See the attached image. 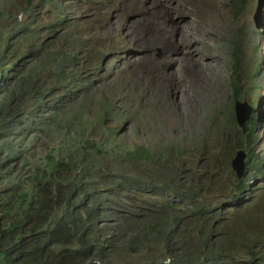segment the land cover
<instances>
[{"label": "trees", "instance_id": "obj_1", "mask_svg": "<svg viewBox=\"0 0 264 264\" xmlns=\"http://www.w3.org/2000/svg\"><path fill=\"white\" fill-rule=\"evenodd\" d=\"M241 39L238 36V54ZM46 47L44 52L39 48V58L27 54L19 61L13 74L18 85L3 92L0 88V192L8 188L2 189L3 184L17 187L16 209L0 207V215L9 221L0 225V264H247L243 258L252 252L246 241L252 239L240 230H228L223 204L249 190V180L233 174L224 182L214 172L200 169L183 183L171 161L172 149L119 147L115 129L104 125V110H112L115 103L96 95L104 112L97 121L102 129H92L95 122L87 111L94 96L88 88L93 80L85 75L77 79L66 45L55 52ZM28 56L33 59L32 71L25 72ZM240 60L233 67L234 102L241 97ZM234 102L229 129L238 149L244 148L249 136L254 138L258 115L249 119L247 130L240 129ZM42 133L55 142L47 153L38 154ZM13 153H20L15 163ZM176 154L183 153L176 150ZM105 158L112 165L105 167ZM212 160L205 169H212ZM22 181L27 186H21ZM94 183L107 186L103 197H95ZM218 188L235 192L210 195L208 200L207 194ZM224 195L229 200L222 199ZM121 200H132V206ZM113 202L115 216H96L98 209L114 207ZM109 219L114 223L99 224ZM258 237L252 246L264 248L263 237ZM221 251L225 261L219 262Z\"/></svg>", "mask_w": 264, "mask_h": 264}, {"label": "rangeland", "instance_id": "obj_2", "mask_svg": "<svg viewBox=\"0 0 264 264\" xmlns=\"http://www.w3.org/2000/svg\"><path fill=\"white\" fill-rule=\"evenodd\" d=\"M122 1L100 0L98 5L88 3V0H62L55 6V2L35 0L33 2H36L33 12L37 17L32 20L31 26L43 28L42 34L36 38L41 45L45 46V43L48 42L49 46L47 48L51 49L52 52L66 45L72 56L80 58L77 60V66L74 67L77 71V75H75L79 79L87 69L93 67L94 56L98 50L101 49L103 52L110 50L108 44L110 43L112 23L120 26L126 15L123 11L105 12V10L116 8ZM135 1L136 5L132 8V15H136L137 18L131 20L129 25L137 33L141 45H150L151 50L136 54L138 56L136 72H140L138 76H135L132 70V75L131 73L126 75L123 69L124 79L128 78L131 83L148 82L151 84L152 82H149V80L157 76V70L156 68L144 69L150 67V65L151 67L158 66L157 63L152 64L149 60L160 58L162 54L164 56L161 66L172 68L178 74V77L177 80L175 77H168L169 86L166 85L164 79L163 84L159 87L155 85L150 88L149 94L154 95V97L149 108L138 110L135 106H132V108H127L125 112H122V118L120 119H116L105 109L104 111L108 116L104 125L117 127V140L124 144H146L152 148H161L171 140L182 143L185 145L183 148L190 151L185 159L182 158L177 162L182 163L187 168V164L191 166L198 161V148L201 142L197 140L196 134L207 137L211 150H215L214 145L218 136L220 138L221 136H227L228 130H225L229 127L230 121L228 106L233 102L232 80L229 76H226L224 71L218 69L219 66L212 57L210 49L209 26L213 20L211 3L210 0ZM90 5L91 7L88 8ZM25 6V0H0V9H3L6 13L11 11L14 13L17 8L23 9ZM183 8H185L184 11ZM59 10L64 12L66 18L62 17ZM191 10H196L194 15ZM169 12H175L176 16H169ZM103 13L104 17H112H110L111 24L105 21L108 19L103 17ZM26 16L27 14L24 13V17ZM167 16H169L168 20H166ZM153 17L156 18L153 19ZM156 21L154 29H151L152 24ZM125 32L130 33L132 39L135 37L134 34L131 35L129 27L125 29ZM169 32L173 33L174 36H171ZM75 37H80V40L71 45L70 42L74 41ZM166 40L171 41H168L163 47L161 42ZM258 42L259 44L262 43V39H259ZM190 45L195 47L192 48L194 51L196 49L199 52V57L204 62V66L201 59L195 57L194 52L189 56V59L184 57L183 53L188 51ZM246 46L245 55L247 58H255L256 62L259 59L261 73L259 83L262 84V88L255 89L251 96L256 97L257 95L261 99L264 94L263 54L261 50L257 52L251 42H248ZM178 52L179 56H175ZM151 53L148 63L144 64L146 56ZM177 58L186 59L184 61L186 64L176 63L171 67L172 62ZM83 62L85 63L80 64ZM191 63L200 66V71L194 65L190 69ZM254 63L251 62L252 68L255 65ZM220 71L224 75H221ZM246 75L244 72L242 93L244 97H249L245 89V81L248 85L252 81L246 79ZM130 76H132V79ZM121 77H123V74ZM96 88L98 89L99 85ZM169 89L173 91H169ZM104 111L100 110L95 96L90 101L87 111L88 119L95 122L91 125L92 129H102L98 127L97 121L98 116ZM52 137L46 134L38 141V154L49 151V148L55 142ZM220 162L222 166H226L223 158H220ZM108 164L112 165V161L107 162V158H105L104 166L107 167ZM249 207L252 210L255 203ZM254 216L255 219L259 217L261 228H264V201L262 202V198L258 201ZM263 261L264 259L256 264H263Z\"/></svg>", "mask_w": 264, "mask_h": 264}, {"label": "clouds", "instance_id": "obj_3", "mask_svg": "<svg viewBox=\"0 0 264 264\" xmlns=\"http://www.w3.org/2000/svg\"><path fill=\"white\" fill-rule=\"evenodd\" d=\"M34 1L35 0H31L29 2L28 0H25V8H17L14 13L12 11L10 13H6L3 9H0V88L2 92L5 88H8V86L18 85L13 74L18 71L19 61L22 60V57L26 56L27 54H32L36 56V58H39V54H41L39 53V48H42L44 52L46 50L45 47L48 45L47 42L45 43V46H43L41 45L40 41L36 39L37 37H39V35L42 34L43 28L39 26H31L32 20L37 17V15H35L33 12V8L36 4V2L33 3ZM45 1H48L50 3L55 2V6H57V4L62 0ZM99 2L100 0H88V3L91 4H98ZM210 3L213 19L209 26V37L211 44L210 49L212 51V57L215 59L217 65L219 66L218 69L224 71L226 76H229L231 80L233 78L234 73L233 67L238 62L237 58L239 57L242 59L240 60V66L237 68L238 73H240L241 79V97L236 101L239 100L242 103H248L252 107V111L250 116L243 123V125H240L237 119L236 125L242 130H247L251 125L249 119H251L252 115H258L255 117L256 120L254 122V138L251 140L249 136L244 148L237 149L238 145L236 144V138H231L232 132L228 127L225 130H228L227 136H221V138L218 136L217 141L214 145L215 150H211L208 145L207 137H202L196 134L197 140L201 142V145L198 148V161L196 164L191 166L187 164L186 168L185 165L177 162L180 161L182 158L185 159V157L190 151L188 149H184L183 147L185 145H183L182 143L180 144L171 140L161 148H152L147 146L146 144H124L117 140V127H114L112 125H110V127L114 128L117 132L116 141L119 144V147L145 146L152 152H158L164 148H167L169 150L172 149L174 154L171 158V161L175 167L179 168V173H181L182 175L180 179L183 183H188L190 176L199 171L200 169L204 170V172L208 170L211 172V174L214 172L215 175L220 176L224 182H228L231 178H233V174L236 175L238 178L246 177L249 180V190L238 195L236 199L233 198V201L231 203L225 202L223 204V207L224 209H226L225 219L226 223L228 224V230H230L231 228L232 232L240 230L239 233L243 234L246 238L252 239L251 241H246V243L248 244L247 248L252 253L246 252L245 257L243 259L246 261L247 264H256L258 261H262L264 259V248L262 247V244L257 249L252 246L254 239H259L258 236L263 237L264 240V228H261L259 217L255 219L256 217L254 216L259 199L262 198V202L264 201V187H262V185H264V94L261 99L257 95L256 97L251 96L255 89L262 88V84L259 83V79H261V73L259 69L260 63L259 59L258 62H256L255 58H247V56L245 55V48L247 47V43L251 42L253 44V47L257 49V52L261 50L264 58V15L262 14L264 0H210ZM135 5V0H123L122 3L116 8H110L105 10V12H113L114 10L123 11L126 17L125 19H123L122 24L120 26H116L111 22L112 17H104L103 13V17L108 19L105 21L109 24L112 23L113 25L111 28V37L109 38L110 43L108 44L110 50H107L106 52H103L101 49L98 50L97 54L94 56L93 67L91 69H87V71L83 74V76L85 75L87 76V78H91L93 80L88 86V88L91 89V95H94L93 97H95L96 95L105 96L108 101L115 103L116 107L112 108V110H108V113H111L116 119L122 118V112H125L127 108H132V106H135L138 110H140L141 108H149L150 102H152L154 97V95L152 96V94H149L150 88L155 85L156 87H159L163 84L164 79L166 80V85L169 86L168 77H175L176 80L178 77V74L174 72L172 68H164L161 66V64L163 63L164 56L162 54L160 58L149 60L152 62V64L157 63L158 66L151 67L150 65V67H145L144 69L146 70L156 68L157 70V76L154 79L149 80V82H152L151 84H149L148 82L131 83L128 78L124 79L125 75L122 72L123 69L125 70L126 75H128L129 73H131L132 75V70L135 76H138L140 72H136L138 64V56L136 54L142 51L151 50L150 45H141L137 33H135L132 29V26L129 25L131 23V20L137 18L136 15H132V8L135 7ZM89 7H91V5L88 6V8ZM59 11L61 12L62 17L66 18L64 12L62 10ZM24 13L27 14L26 17H24ZM127 27L130 28L131 35H135L133 39L132 37H130V33L125 32V29ZM219 27H222L221 32L219 31ZM238 36L242 38L241 40L243 42H241L242 53L240 54H238ZM77 38L78 40H80V37ZM106 38L108 39V37ZM75 39L76 37L74 38V40ZM259 39H262V43L260 44L258 42ZM22 52H24L25 55H23ZM151 55L152 53L146 56L144 64L146 62L148 63V59H150ZM103 56L104 60L100 62V59L101 57L103 58ZM72 58L74 66L78 62L77 60L80 58H77L75 56H72ZM32 62L33 59H29V56L25 58V72L32 71ZM251 62H255L253 68ZM84 63L85 62L80 64ZM92 70H95L96 72L94 75L90 76V71ZM244 72L247 74L246 79L252 81L250 85H248L245 81V89L249 97H244V94L242 93V82L244 81ZM21 74H23V72H21ZM122 74L123 77H121ZM220 74L224 75L221 71ZM37 75L41 76L39 73H37ZM130 78L132 79V76H130ZM83 79H81V82H84ZM97 85H99L98 89L96 88ZM169 91L173 90L169 89ZM1 97L2 94H0V99ZM236 101L234 102L233 87L234 113ZM232 103L228 106L230 118L229 126L231 124L230 106L232 105ZM127 125L129 126V124ZM43 134L44 133L40 135L38 141L43 137ZM225 140V143L227 144L225 145V147H222L221 144L224 143ZM234 149L236 150L234 151ZM176 150H179L183 154L181 156H178L176 154ZM240 152H242L243 154L242 159L244 162V171L242 176H238L236 170L232 167L233 160L238 156ZM19 154L20 153H13V163L17 161V157ZM230 155L232 156V158L229 162H227L230 158ZM112 158L116 159L118 157ZM209 158H213L212 169H205V163L209 162ZM220 158L224 159L226 166H222ZM210 163L207 167L211 166ZM182 165L184 170L182 169ZM257 167H259L261 170H258ZM22 180H25V178L22 177ZM27 183L28 182L22 181L21 186L25 187L27 186ZM93 185L95 187V197H103L107 191V186L102 183H94ZM6 187L8 188L0 192V207L4 206L16 209L14 206L16 204V198L13 194V191H15L17 187L11 184L2 185V189ZM221 192L234 193L235 190H233V188H218L211 194H207V199L210 200V195L218 196ZM222 197V199L224 200H229L228 195H224ZM121 202L126 206H132V200H121ZM253 203H255V207L251 210L249 206ZM110 205H114V207L108 206L103 209H98L95 213L96 216H115L116 206L114 202ZM112 223H114L113 219L99 222L100 225ZM8 224L9 221L4 220L3 217L0 215V225L2 227H5ZM204 236L205 234H203V237ZM218 240V238L215 239L214 237H212V242H218ZM217 248L221 249L220 245H218ZM218 256L219 262H221V260L223 259L225 261L223 251H221L220 255ZM253 257L254 261H252L251 263L250 260ZM225 263L228 264L226 261Z\"/></svg>", "mask_w": 264, "mask_h": 264}, {"label": "water", "instance_id": "obj_4", "mask_svg": "<svg viewBox=\"0 0 264 264\" xmlns=\"http://www.w3.org/2000/svg\"><path fill=\"white\" fill-rule=\"evenodd\" d=\"M28 1L30 2L31 0ZM251 111H252V107L248 103L246 102L242 103L239 100L236 101L235 115L240 125H243V123L247 120V118L251 114ZM242 158H243V154L242 152H240L232 162V167L236 170L238 176H242L244 171V162Z\"/></svg>", "mask_w": 264, "mask_h": 264}, {"label": "bare ground", "instance_id": "obj_5", "mask_svg": "<svg viewBox=\"0 0 264 264\" xmlns=\"http://www.w3.org/2000/svg\"><path fill=\"white\" fill-rule=\"evenodd\" d=\"M165 2H166V1H165ZM165 2H164V3H165ZM168 2H169V1H168ZM166 4H167V3H166ZM162 5H163V4H162ZM165 7H166V6H165ZM169 7H170V5H169ZM198 7H199V6H198ZM184 10H185V8H183V11H184ZM262 10H263V13H262V14L264 15V4H263V8H262ZM195 11H196V10H191V12H192L193 15H194ZM179 13H180V12H179ZM155 14H156V13H155ZM172 15H173V16H176L175 12H174V13L169 12V16H172ZM182 15H183V13H182ZM169 16L166 17V20H168ZM183 16H184V15H183ZM154 18H156V17H153V19H154ZM160 18H161V17H160ZM155 20L159 21L160 19H159V20H158V19H155ZM164 20H165V19H164ZM166 20H165V21H166ZM157 21H156L155 23L152 24L151 29H154V26L156 25ZM176 22H177V21H176ZM179 24H180V23H179ZM179 24H178V25H179ZM184 25H186V24H184ZM182 26H183V25H182ZM185 27H186V26H185ZM221 29H222V27H219V31H220V32H221ZM183 30H184V29H183ZM166 32H167V31H166ZM169 33H170L171 36H174L173 33H171V32H169ZM161 40H162V38H161ZM180 40H181V39H180ZM168 41H171V40H166V41H162V42H161V44L163 45V47H164V45H165ZM181 42H182V41H181ZM184 45H185V44H184ZM192 48H195V47H192V46L190 45V47L188 48V51H186V52L183 53L184 57H185V58L187 57V58L189 59V56L194 52L195 57L198 58V59H201V58L199 57V52L196 51V49H195V51H196V52H195L194 49H192ZM165 51H166V50H165ZM179 52H180V51H179ZM179 52L176 53L175 56H179ZM182 58H183V57H182ZM185 60H186V59H184V60L182 59V60H181L180 58H177V60H175V61L172 62L171 67L174 66L176 63H184V64H186V63L184 62ZM201 61H202V59H201ZM202 62H203V61H202ZM192 65L196 66V67L199 69V71H200V66H198L197 64H193V63H191V65L189 66L190 69H192V68H191ZM203 66H204V62H203ZM204 73H205V72H204ZM186 92H187V91H186ZM126 127H127V126H126ZM126 127H125V128H126Z\"/></svg>", "mask_w": 264, "mask_h": 264}]
</instances>
